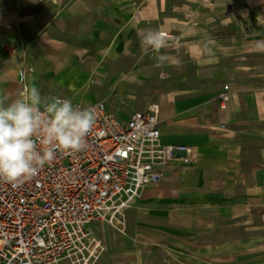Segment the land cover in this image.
Instances as JSON below:
<instances>
[{"label":"crops","instance_id":"crops-1","mask_svg":"<svg viewBox=\"0 0 264 264\" xmlns=\"http://www.w3.org/2000/svg\"><path fill=\"white\" fill-rule=\"evenodd\" d=\"M161 28L171 46L144 51L140 33ZM256 41L264 0H0V93L9 102L22 67L44 100H104L122 120L157 102L162 143L195 155L146 186L122 226L87 225L105 247L96 264H264Z\"/></svg>","mask_w":264,"mask_h":264},{"label":"built area","instance_id":"built-area-1","mask_svg":"<svg viewBox=\"0 0 264 264\" xmlns=\"http://www.w3.org/2000/svg\"><path fill=\"white\" fill-rule=\"evenodd\" d=\"M27 76L22 67L20 94L28 88ZM70 100L95 110L88 146L58 151L18 187L0 181V264H95L105 247L87 225L122 222L125 210L146 186L163 180L171 164L195 159L188 145L162 143L157 102L122 120L104 100Z\"/></svg>","mask_w":264,"mask_h":264},{"label":"clouds","instance_id":"clouds-1","mask_svg":"<svg viewBox=\"0 0 264 264\" xmlns=\"http://www.w3.org/2000/svg\"><path fill=\"white\" fill-rule=\"evenodd\" d=\"M140 36L146 52L151 49L159 54L171 46L163 28L142 31ZM255 44L264 51V41ZM156 59L162 64L171 58L157 55ZM9 100L6 92L0 93V181L18 187L36 177L58 151L75 153L87 148L96 121L92 107L58 97L44 100L35 86Z\"/></svg>","mask_w":264,"mask_h":264},{"label":"rangeland","instance_id":"rangeland-1","mask_svg":"<svg viewBox=\"0 0 264 264\" xmlns=\"http://www.w3.org/2000/svg\"><path fill=\"white\" fill-rule=\"evenodd\" d=\"M20 91H21V89H20ZM19 95H20V93H19ZM121 219H122V222H119V219H117V220L114 221V224H110V223H108V222H106V221H103V222H100L98 225L102 226V224H106V225H108V226H111L112 228L117 229L118 227L122 226V224H123V222H124V219H125V216L122 217ZM256 222H258V220H256ZM98 229H99V228H98ZM240 236H241V235H240ZM98 240H99V239H98ZM100 242H102V241L100 240ZM97 260H98V258H97ZM97 260H96V262H97ZM96 262H95V264H96Z\"/></svg>","mask_w":264,"mask_h":264}]
</instances>
